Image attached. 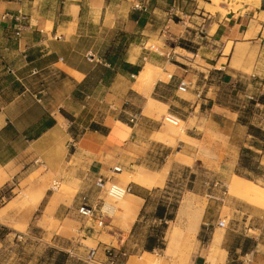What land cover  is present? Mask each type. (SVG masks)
Listing matches in <instances>:
<instances>
[{
    "label": "crops",
    "instance_id": "crops-1",
    "mask_svg": "<svg viewBox=\"0 0 264 264\" xmlns=\"http://www.w3.org/2000/svg\"><path fill=\"white\" fill-rule=\"evenodd\" d=\"M185 1L193 5L188 14L193 29L187 30L192 38L179 46L181 51L150 50L143 51V57L140 52L135 57L150 61L136 77L147 64L159 70L158 64L163 69V77L149 92L137 88L136 80L130 84L126 75L131 74L122 72L110 81L102 75L96 88L89 86L93 70L99 66L94 62L110 64L96 54L102 38L99 45L91 44L93 35L85 23L108 19L104 16L108 0H0V211L5 210L7 222L0 221L1 230L6 232L2 240L13 238L8 222H17L21 213L29 226L48 194L46 190L29 216L27 208H15L13 199L2 198L3 188L15 192L24 183L27 189L45 182V177L38 178L50 172L58 179L66 175L67 180H78L80 191H94L92 184L98 175L122 183L121 177L112 174L114 166L131 171L132 163L144 165L146 156H151L157 145L172 148L174 137L161 132V118L157 117L161 109L184 121L192 116L206 120L218 138L210 146L213 168L229 164L230 180L238 175L256 184L261 182L264 187V0L260 5L244 3L227 14L208 10L204 4L213 5L212 0ZM27 2L34 7L29 9ZM175 2L129 1L135 8L139 4L141 8L137 9L144 12L156 11L161 3ZM19 9L28 19L21 37L15 34L16 25L3 19L5 13ZM134 22L137 24L139 19ZM89 55L93 60L88 59ZM251 76L254 79L248 82ZM226 87L234 102H223ZM132 115H138L135 123L130 122ZM51 121V125H45ZM196 130L186 133L189 142L181 143V160L189 161L188 157L199 154V147L192 142H201L205 137ZM170 155L172 150L162 164ZM193 162L203 159L197 156ZM155 170L160 172L162 167L149 171ZM125 183L130 187L128 193L143 199L131 225L134 228L153 187L134 181ZM22 195L25 198L24 192ZM217 199L223 202L219 219L225 205L240 214L238 223L223 236L222 247L227 250L224 264H264V209L240 198L228 200L221 193ZM61 208L68 206L60 203L57 210ZM217 222L212 221L213 227H208L207 244L199 239L202 252L192 264H213L208 252ZM231 234L235 239H228Z\"/></svg>",
    "mask_w": 264,
    "mask_h": 264
},
{
    "label": "rangeland",
    "instance_id": "rangeland-1",
    "mask_svg": "<svg viewBox=\"0 0 264 264\" xmlns=\"http://www.w3.org/2000/svg\"><path fill=\"white\" fill-rule=\"evenodd\" d=\"M108 1L110 3L108 2L104 10V16L108 17L106 21H100L97 18V22L86 21L85 23L86 29L93 35L91 44L95 43L99 45L100 37L102 38V46L96 54L105 58L107 62L108 57L117 48L122 47L118 65L120 66V61H135V64L140 65L142 68L146 63L150 62L142 58L144 56L142 54L143 51L158 49L162 51L170 49L173 51V48H175L177 52H180L179 46L183 45L187 38H192L187 31L193 29L188 22V14H190L193 8L190 1L177 0L172 5L161 3L157 5L158 9L156 11L151 12L140 11L130 6V0ZM27 3L29 9L34 7L33 3ZM212 3L213 5H204L211 12L219 10L223 14H227L230 10H237L244 3L254 4V2L247 0H212ZM138 11L143 14L138 13ZM117 16L118 20H116ZM137 18L143 22L135 24L134 21ZM194 25L197 24L194 23ZM100 26H103V32H100L101 36H98L100 34ZM81 43L84 45V42ZM89 44L87 41V45ZM139 52L142 57L140 56L136 60L135 57ZM94 63H97L99 66L94 68L89 86L96 88V81L104 74L103 67L109 66L100 62ZM155 65L159 68V78L163 77V69L158 64ZM126 79L129 80L130 84L137 80L135 75L129 74L126 75ZM253 79L251 76V79L247 81L252 82L251 80ZM223 91L225 93L222 98L223 102H234V98L229 97V89L226 87ZM160 112V115H157V117L161 118V132L163 131L166 135L174 137L171 140L173 143H170L172 148H163L162 145H157L155 149L156 153L150 152L151 156H146L144 165L137 166L135 163H132L131 171L123 170L117 173L123 179L122 183L125 181V184H128L129 181H126L127 173L131 172V174H134L139 171L151 172L149 170L162 167V171L157 172L155 170V172L159 174L158 180L161 176L164 177V184L158 182L153 186L149 202L140 213V220H138L134 228H122L120 226L121 220L117 217V213L114 214L115 216L112 219L107 220V224L104 227H99L91 219L79 217L75 211V199L80 192L79 181L67 180L66 175L58 179L50 172L48 175L38 178L39 180L45 177L48 194L44 199V203L34 214L31 224L27 225V217L22 216L23 213H21L17 222H8L13 229V233L11 234L12 239L2 240V238L6 237V232L0 230V264H89L84 260L89 248H97L98 258L110 264V258L105 255L106 247L110 248L113 254H115L116 263L114 264H160V262L161 264H192L198 253L202 252V243H200L199 239H202V242L207 244L211 230L208 227H213L212 221L219 220L218 210H220V204H223L220 199H217L219 193H221L222 197L228 198V200L233 201L240 198L252 205L253 203L249 196L230 191L229 164L221 165L220 168L219 166L216 169L213 168L211 161L213 152L210 146L218 138H216L212 132L213 128L211 125H208L206 120L192 116L188 121L182 120L184 123L180 122L178 126H175L163 121L167 110L161 109ZM182 125L186 133H193L198 129V131H201L199 135L205 137L201 142H192L194 147H199V154L194 155L193 158L199 156L203 159V162H193V158L189 157L187 158L189 161L181 160V143L182 141L189 142L188 139L182 137ZM191 127L195 130H189ZM170 150H172V155L166 157L165 163L162 164V160L164 161L167 152ZM39 163L42 165V162ZM184 163H190V166ZM169 170L170 173H168ZM257 185L262 187L263 183L258 182ZM22 186L21 189L15 192L10 191L6 187L2 189V198L5 200L13 199L14 206L18 209L27 208L28 205L29 207L31 206V197L28 198L30 200L29 203L27 198V200L22 198V194L26 189L24 183H22ZM218 190H221V192ZM56 195V199L53 200V197ZM106 199L110 201L109 198ZM185 199H191L195 204L202 207L199 228L203 230L200 233L198 232L196 236L193 243L195 246L190 254L191 256L187 260L188 262H184L178 253H167L169 233L172 227L176 223L184 228L187 225L185 219L182 221L179 219V209ZM119 201L111 202L116 205ZM60 203L65 205V207L68 206V208H61L58 211L57 207ZM159 203H176L175 217L173 220L167 221L163 238L164 247L149 251L152 254L146 256L144 254L146 251L144 245L148 236L156 234L157 229H160L163 224V221L155 219L153 216ZM44 204H47V206L44 207ZM4 215L5 210L0 211V221L7 223L5 222ZM239 215L237 211L225 205L222 208L220 219H225L228 222V227L220 228L215 224V233L221 239L220 246L221 250L225 253V260L227 250L222 247L223 236L229 228H234V225L238 223ZM19 233L23 234L22 238L18 237ZM233 233L237 235L236 232ZM234 235L231 234L228 239H235ZM123 253H126V255H123Z\"/></svg>",
    "mask_w": 264,
    "mask_h": 264
},
{
    "label": "bare ground",
    "instance_id": "bare-ground-1",
    "mask_svg": "<svg viewBox=\"0 0 264 264\" xmlns=\"http://www.w3.org/2000/svg\"><path fill=\"white\" fill-rule=\"evenodd\" d=\"M249 2H254L256 5H260L261 0H247ZM231 46V45H230ZM228 47L226 52H230ZM160 76L159 70L155 69L151 65H147L140 74L136 77L135 86L141 91H149L151 87L157 81ZM145 93V92H144ZM147 93V92H146ZM179 123H184L180 117H177ZM182 137L188 139L185 129L182 125L181 131ZM159 174L155 171L144 172L139 171L134 174L127 173L126 181H134L145 184L149 188L155 186L158 182L164 184V177L158 180L157 177ZM45 179V178H43ZM41 181V180H40ZM45 181V180H42ZM229 188L232 193L236 194H245L252 199L254 206L264 209V188L257 185L255 182L234 175L229 183ZM46 193V183L40 182L34 185H31L24 191L25 199L31 197V206L27 207L28 215L31 216L34 210L38 207L41 200L43 199ZM57 197L54 196L53 200ZM26 199V200H27ZM29 200V199H28ZM143 199L136 197L130 193H127L120 201L115 205V213L117 217L121 220V227L129 229L131 228L132 223L135 221L140 204ZM30 200L28 201V203ZM114 213V214H115ZM202 215V207L198 204H195L191 199H185L182 202V205L179 209V219L182 221L185 219L187 221L186 227L183 228L180 224L176 223L169 233V241L167 247V253H173L180 256V258L186 262L191 256V252L194 248V241L199 231L200 222ZM115 216V215H114ZM184 222V221H183ZM221 239L219 236H215L213 241L210 243V248L208 252V259L213 262V264H224L225 253L221 250ZM152 253L148 252L145 255L150 256ZM188 262V261H187ZM161 264V262H160Z\"/></svg>",
    "mask_w": 264,
    "mask_h": 264
},
{
    "label": "built area",
    "instance_id": "built-area-1",
    "mask_svg": "<svg viewBox=\"0 0 264 264\" xmlns=\"http://www.w3.org/2000/svg\"><path fill=\"white\" fill-rule=\"evenodd\" d=\"M136 8H141L139 4H136ZM3 19H9L16 25V36H22L23 27H25V21L27 19V14L24 13L22 9L17 10L16 13H5L3 15ZM93 56H88L89 60L92 59ZM37 69L33 70V73L36 74ZM249 99H254L253 95H248ZM179 117L173 112H167L163 121L169 124L178 126ZM138 118V115H132L130 118L131 123H135ZM123 168L119 165L114 166L111 171L112 174H117ZM91 190H82L78 193L76 197V205L75 211L77 215L83 219H91L95 221L96 225L99 227H104L107 224L108 219H112L115 213V205L113 202H116L123 198L129 191L130 187L120 184L119 182L112 181L109 177L104 175H98L92 184ZM106 198H109L108 201ZM113 201V202H111ZM218 227L226 228L228 226V222L225 219H219L217 222ZM23 234L19 233L18 237L22 238ZM106 257L110 258V264L116 263L115 254L111 251L110 248L105 249ZM126 255V253H123ZM84 260L89 264H107L98 258V249L97 248H89L87 255L84 257Z\"/></svg>",
    "mask_w": 264,
    "mask_h": 264
},
{
    "label": "trees",
    "instance_id": "trees-1",
    "mask_svg": "<svg viewBox=\"0 0 264 264\" xmlns=\"http://www.w3.org/2000/svg\"><path fill=\"white\" fill-rule=\"evenodd\" d=\"M140 23L143 21H139ZM122 47L117 48V50L108 57L109 67H103L104 74L103 79L105 81H110L114 78L117 72L130 73L131 75H136L141 70L140 65L132 64L127 61H120V66L118 65L121 57ZM53 121L46 123L45 125H51ZM149 202V198H148ZM177 208L176 203H159L156 206L153 216L155 219L163 221V224L160 229H157L156 234H151L148 236L144 249L146 251H153L156 248L164 247V231L167 227V221L173 220L175 217V209ZM1 230V227H0ZM1 233V231H0ZM63 254V253H62Z\"/></svg>",
    "mask_w": 264,
    "mask_h": 264
}]
</instances>
